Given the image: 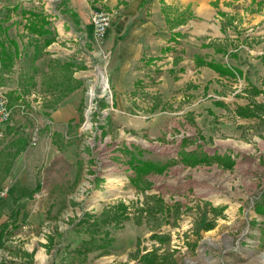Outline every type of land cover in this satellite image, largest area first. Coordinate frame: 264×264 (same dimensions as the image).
<instances>
[{
    "label": "rangeland",
    "instance_id": "obj_1",
    "mask_svg": "<svg viewBox=\"0 0 264 264\" xmlns=\"http://www.w3.org/2000/svg\"><path fill=\"white\" fill-rule=\"evenodd\" d=\"M51 1L0 0V26L4 28L0 31L6 34L2 40L7 41V36L22 39L24 33L19 34L22 30L19 26L24 23L23 12L43 13L46 3ZM220 4V0L212 3L215 8ZM224 7L229 11L217 12L216 22L223 27L224 48L230 51H226V58L240 53L241 60L251 70L248 73L229 70L218 62L206 65L209 68L211 63L220 65L225 74L211 69L220 75L230 74L235 91L247 94L245 98L252 107L240 108L238 117L254 123L246 122L237 129L251 132L237 136L235 128L217 142L207 141V145L199 137L194 142L186 141L194 137L184 134L179 153L162 141L129 132L112 134L104 130L97 134L95 128L93 133H82L80 127L88 105V79H96L99 70L105 68L115 93L110 75L113 52L105 66L104 54L109 51L94 56L91 44L78 61L82 68L87 67L85 63L91 66L84 91L83 118L76 132L63 138L77 148V184L69 198L52 200L43 189L33 193L30 199L38 207L65 209L69 204L78 209L64 216L59 214L61 219L55 215L50 219L52 209L47 211L48 219L35 231V238L49 239V252L68 255V264H264V214L256 210L264 205V0H229L224 2ZM178 15L183 16L184 11ZM43 48V39L34 37L33 41L23 43L22 60H18L16 67L10 70L0 67V89L8 93L13 105L11 121L0 128L1 176L9 172L22 139L34 145L41 135L48 105L46 97L52 87H39L33 77L37 56L34 51L42 53ZM41 57L39 74L47 79L48 58ZM144 67L150 73L141 79L139 89L129 95L134 97L129 101L132 114L140 117L153 114L161 97L154 78L157 61H145ZM54 69L53 75L69 77L61 67L54 66ZM58 88L65 93L71 86L58 83ZM98 107L95 121L105 129L117 114L116 100L114 111L104 112L109 107L105 100H100ZM193 143L202 149L197 152L192 148ZM139 162L152 163L165 170L162 173L154 170L137 179L135 167ZM88 181L93 183V190L81 197L77 190ZM121 204L127 207L126 211L120 208ZM46 224L53 230L43 236ZM0 247L14 259L4 264H33L34 253L20 247L16 250L5 245Z\"/></svg>",
    "mask_w": 264,
    "mask_h": 264
},
{
    "label": "crops",
    "instance_id": "obj_2",
    "mask_svg": "<svg viewBox=\"0 0 264 264\" xmlns=\"http://www.w3.org/2000/svg\"><path fill=\"white\" fill-rule=\"evenodd\" d=\"M214 1L52 0L46 3L44 12L50 15L49 29L55 41L44 47L42 53L34 51L37 56L33 63L36 71L33 77L39 87H52L46 97L48 105L37 142L31 145L28 140L22 139L9 172L0 175V189L9 187L8 197L0 198V234L4 231L0 246L5 245L12 250L20 247L34 253L33 264L70 262L68 255L49 252L50 240L35 238V231L48 219V210L52 209L50 219L54 215L61 219L59 214L74 213L77 207L69 204L65 209L38 207L32 205L30 199L33 193L37 194L43 189L52 200L69 198L73 186L77 184V148L67 144L63 138L68 133H75L83 118L84 91L91 66L85 63L87 67L82 68L78 61L81 59L79 56L84 54L83 50L91 47V44L94 56L102 51L113 52L110 75L116 93L117 114L106 125L104 130L107 133L129 132L148 140H159L179 153L184 134L194 137L186 141L194 142L199 137L203 139L202 144L207 145V141L214 139L217 142L218 138L229 135L239 125L254 123L250 119L239 120L238 117L240 108L247 105L252 107L249 99L245 98L247 94L235 91L230 74L220 75L206 65L208 62H218L229 70L244 73L251 70V66L241 60L240 53L238 56L230 54L226 58L230 51L224 48L226 39L223 27L216 22V16L219 11H229L224 7V2L229 0H220L222 4L219 8L212 5ZM95 10H103L111 15L107 35L100 46L95 42L90 18ZM183 11L184 15L179 16L178 12ZM23 19L19 34L24 35L22 39H14L18 43L19 57L15 59L13 68L18 65V60H22L23 43L33 41L34 37L39 38L25 30L27 17L23 16ZM1 29L4 28L0 26ZM5 35L4 30L3 34L0 31V39ZM41 56L48 58L46 69L50 75L46 74L47 79L39 74ZM145 61H157L154 78L161 97L158 99V109L153 114L140 117L132 114L129 101L134 97L129 95L139 89L141 79L150 73L144 67ZM256 65L259 67L258 63ZM21 66L22 63L19 64V71ZM54 66L64 69L69 77L53 75L56 70ZM19 76L23 77L22 72H19ZM58 83L69 84L72 91L60 92ZM254 98L258 100V97ZM237 130V136L251 132L242 128ZM192 148L198 152L202 146L193 143ZM76 214L79 215V212ZM54 223L62 226L60 221Z\"/></svg>",
    "mask_w": 264,
    "mask_h": 264
},
{
    "label": "built area",
    "instance_id": "obj_3",
    "mask_svg": "<svg viewBox=\"0 0 264 264\" xmlns=\"http://www.w3.org/2000/svg\"><path fill=\"white\" fill-rule=\"evenodd\" d=\"M91 23L93 25V32L95 36V42L97 45H101L105 37L107 35L108 28L111 23V15L106 11H93L91 13ZM111 51L104 54V59L107 60L105 66H107L109 60L111 59ZM96 69L99 70L97 66ZM87 98L88 105L84 111V122L81 125L82 133H93L94 129H97V134L100 131V134L104 132L102 126L95 121V113L97 112L98 103L100 100H105L109 107L104 109V112L112 109L115 110V93L111 87L109 77L107 75L106 69L99 70L96 79H88L87 85ZM13 116V108L11 107L10 98L8 93L4 89H0V128L4 125H7ZM105 124V123H104ZM103 124V125H104ZM102 125V123L100 124ZM93 184V183H92ZM91 181L85 182L82 186H80L77 190V194L81 197H85L90 194V190H93V185ZM9 195V187L5 186L0 189V198L6 199ZM43 228V236L50 234L53 230L49 224L45 225ZM50 226V228H49ZM8 261H14L12 257L8 256V253L4 251L2 247H0V264H4Z\"/></svg>",
    "mask_w": 264,
    "mask_h": 264
},
{
    "label": "trees",
    "instance_id": "obj_4",
    "mask_svg": "<svg viewBox=\"0 0 264 264\" xmlns=\"http://www.w3.org/2000/svg\"><path fill=\"white\" fill-rule=\"evenodd\" d=\"M23 16L27 17V22L24 25L25 30H27L31 35L38 36L39 38L43 39V45L44 47H48L55 41V38L53 37V32L51 29H49V25L51 21L49 20L50 15H47L45 12L43 13H37L35 11H24ZM7 41H3L0 39V67L1 69H12L15 64V59L19 57V48L18 43L14 39H10L7 36ZM14 49V50H12ZM209 66L220 72L221 74H225V71L221 69L220 65L217 64H209ZM72 91V89L69 90V92ZM185 160V158H183ZM201 161H199L200 163ZM188 163V161H187ZM233 166V163H229L228 167L231 168ZM136 173H137V179L140 178L144 174H149L152 171L156 170L160 173H162L165 168L164 167H155L152 163L147 162H139L137 166L135 167ZM134 181V179H133ZM121 209L126 211L125 205H120ZM256 210L260 215L264 214V205L256 207ZM87 216V215H86ZM130 216V214H129ZM117 224H120L118 221ZM4 235V231L0 234V244H1V238ZM25 256H28L25 253Z\"/></svg>",
    "mask_w": 264,
    "mask_h": 264
},
{
    "label": "bare ground",
    "instance_id": "obj_5",
    "mask_svg": "<svg viewBox=\"0 0 264 264\" xmlns=\"http://www.w3.org/2000/svg\"><path fill=\"white\" fill-rule=\"evenodd\" d=\"M263 256H264V254H263Z\"/></svg>",
    "mask_w": 264,
    "mask_h": 264
}]
</instances>
